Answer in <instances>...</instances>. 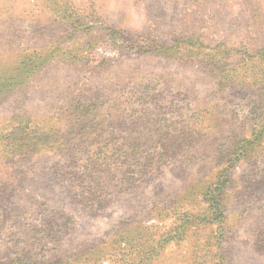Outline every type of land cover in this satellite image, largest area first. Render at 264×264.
Listing matches in <instances>:
<instances>
[{"label": "rangeland", "instance_id": "rangeland-1", "mask_svg": "<svg viewBox=\"0 0 264 264\" xmlns=\"http://www.w3.org/2000/svg\"><path fill=\"white\" fill-rule=\"evenodd\" d=\"M25 57L0 264H264V0H0V77Z\"/></svg>", "mask_w": 264, "mask_h": 264}, {"label": "trees", "instance_id": "trees-1", "mask_svg": "<svg viewBox=\"0 0 264 264\" xmlns=\"http://www.w3.org/2000/svg\"><path fill=\"white\" fill-rule=\"evenodd\" d=\"M15 67V64H14ZM40 67V63L39 60H32V58H27L25 57V60L21 61L18 63V65H16L14 74H7L5 77H3V75H1L0 77V87L3 85V88H6L7 86H9V88L11 87H16L20 82H19V78L20 77H28L30 76V74H32L34 71H36L38 68ZM5 83V84H4ZM8 90V88H7ZM8 92V91H7ZM7 92L3 91V89L0 91V95H9ZM79 103V102H78ZM83 105H72L67 111H68V116H77L78 112L81 114L83 112ZM67 111L62 112V118L64 116L67 115ZM9 123H12V126L9 127V131L4 135V139L6 142H9V144L7 143V150L9 152H11L12 147L16 146V148L18 150H14V154H19L20 156L28 154L30 152L29 149L30 147V141L33 139L34 136H49V133H47L46 131H39V129H34L32 128L29 124L30 121L29 119L25 118V116L23 117H19V116H15L13 117L12 121H10ZM18 141L22 142L20 144H14L17 143ZM28 142V143H26ZM36 146V143L33 145V147ZM20 148V149H19ZM33 149V148H31ZM7 173H10L8 171V169H5ZM229 168H225L224 171L221 173V175H226L228 174ZM222 180V179H221ZM228 180L223 179L222 181L219 180V182L217 184L216 188H211L209 187L207 189V194L209 196V201L211 203V209L213 210V215L217 216H221V209L219 208V192L221 191V188L223 187V184L227 183ZM220 184L222 185L221 187ZM217 192V194H216ZM4 193V197L6 198V196L8 195L7 191H3ZM11 195V194H10ZM9 195V196H10ZM8 196V198H9ZM173 237V236H172ZM127 246V245H126ZM131 245L129 244L128 247H130ZM103 264V261H102Z\"/></svg>", "mask_w": 264, "mask_h": 264}]
</instances>
